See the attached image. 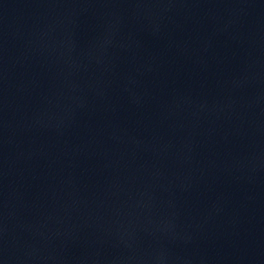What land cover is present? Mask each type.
<instances>
[{"label":"water","instance_id":"95a60500","mask_svg":"<svg viewBox=\"0 0 264 264\" xmlns=\"http://www.w3.org/2000/svg\"><path fill=\"white\" fill-rule=\"evenodd\" d=\"M0 264H264V0H0Z\"/></svg>","mask_w":264,"mask_h":264}]
</instances>
